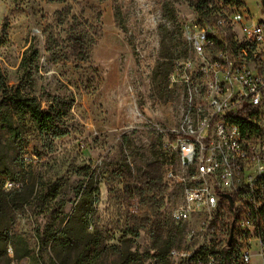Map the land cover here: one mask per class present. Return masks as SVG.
<instances>
[{"label":"rangeland","instance_id":"374dc122","mask_svg":"<svg viewBox=\"0 0 264 264\" xmlns=\"http://www.w3.org/2000/svg\"><path fill=\"white\" fill-rule=\"evenodd\" d=\"M242 1L250 21L264 20L261 0ZM191 2L0 0V68L8 83H21L44 109L63 111L61 137L26 130L18 138L0 127V264H75L96 225L109 246L100 264H162L151 231L158 215L164 234L176 235L172 247H190L193 225L177 227L169 216L181 191L167 174L177 167L171 142L188 104L186 84L171 75L178 66L186 74L178 62L191 53ZM72 16L89 48L86 60L69 39ZM31 44L39 57L19 69ZM261 112L264 143V106ZM150 165L162 181L154 191L145 186L142 201L136 187L145 185ZM87 183L92 206L80 199ZM55 185L56 196L46 195ZM132 226L141 228L138 236ZM59 227L67 241L47 244ZM167 259L181 264L170 253ZM250 264L264 260L255 254Z\"/></svg>","mask_w":264,"mask_h":264},{"label":"built area","instance_id":"2783aa9c","mask_svg":"<svg viewBox=\"0 0 264 264\" xmlns=\"http://www.w3.org/2000/svg\"><path fill=\"white\" fill-rule=\"evenodd\" d=\"M243 6L185 27L190 56L171 78L187 86L188 104L171 142L181 199L169 216L193 225L190 247L172 248L181 264H213L206 248L240 246V259L264 260V143L247 138L235 120L245 106H264V20L250 21ZM178 64V65H179ZM196 242H201L198 245ZM253 245V247H252Z\"/></svg>","mask_w":264,"mask_h":264},{"label":"trees","instance_id":"16d2710c","mask_svg":"<svg viewBox=\"0 0 264 264\" xmlns=\"http://www.w3.org/2000/svg\"><path fill=\"white\" fill-rule=\"evenodd\" d=\"M225 4L229 5V8H226L227 6ZM191 5L195 15L207 19L214 18L215 16L217 17L220 14L226 15L229 12H232L233 9L244 6V2L242 0H192ZM70 13V7L60 13V16L64 18L62 23L67 21V16H69ZM72 19V33L70 34L69 39L72 42L74 49L78 50L79 57H81L80 59L86 60L89 57V48H86L85 37L82 34V30L79 31L80 27L78 28V18L72 16ZM4 26L5 23H3V29ZM38 57V50L35 49L32 44L29 45L24 51L19 69L27 68L29 64L33 63ZM162 65L164 66V64L160 63L158 68H161ZM159 77H162V74H159ZM31 79L32 74L31 72H28L27 81H31ZM244 110L247 113L246 117L235 120L240 124L243 135L247 138L261 137L263 134V129L259 124L262 113L261 108H253L246 105ZM62 118L63 111L61 109L52 106L48 109H44L37 95L30 91H26L21 83L13 85L9 84L6 74L0 68L1 128L7 129L10 135L18 138H21L26 130L31 132L35 131L41 134H49L54 137H61L63 135L61 128ZM150 169H152V172H147L145 185L142 187H136L137 196L142 201H145L146 199L144 187L147 186L151 191H154L158 183L162 181L161 175L156 174L158 173V167L150 165ZM57 191L58 188L56 185L50 186L46 195L55 197ZM92 192V186L89 183L82 186L79 190L80 199L89 206H92ZM173 224L177 227L183 226L174 222ZM140 229L139 226H132L128 231L132 235L138 236ZM151 231L153 232L154 256L161 259L162 264H170L167 259V254L170 253L172 248H174L172 245L176 239V235L171 232H169L167 236L164 234V222L160 220L159 215L152 224ZM67 237L68 234L66 228L59 227L52 229L49 232L46 242L51 245H59L63 240L67 241ZM106 240L104 233L96 225L93 232L90 234L85 250L76 257L75 264H100L101 259L109 248ZM206 248L209 250V253L213 254V264H243L240 259V246L233 245L231 248L221 249L216 243H211V245ZM123 255L127 259L134 261V257L130 256L131 254L129 252ZM135 255L137 257L140 256L137 252ZM204 262L205 264H208V257L205 256ZM52 264L58 263L53 261Z\"/></svg>","mask_w":264,"mask_h":264},{"label":"water","instance_id":"95a60500","mask_svg":"<svg viewBox=\"0 0 264 264\" xmlns=\"http://www.w3.org/2000/svg\"><path fill=\"white\" fill-rule=\"evenodd\" d=\"M261 4H262L263 11H264V0H261Z\"/></svg>","mask_w":264,"mask_h":264}]
</instances>
